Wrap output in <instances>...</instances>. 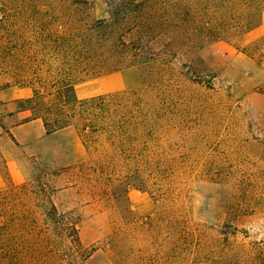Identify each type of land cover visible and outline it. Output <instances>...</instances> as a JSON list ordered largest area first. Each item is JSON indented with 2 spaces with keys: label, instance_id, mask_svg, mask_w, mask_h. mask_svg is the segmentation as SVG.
Returning <instances> with one entry per match:
<instances>
[{
  "label": "rangeland",
  "instance_id": "374dc122",
  "mask_svg": "<svg viewBox=\"0 0 264 264\" xmlns=\"http://www.w3.org/2000/svg\"><path fill=\"white\" fill-rule=\"evenodd\" d=\"M79 2L0 0V89L8 82L14 85L16 76H33L15 74L17 62L32 59L26 51L14 54L8 48L13 42L20 46L24 36L35 39L42 20H50V32L67 33L109 16L106 0ZM171 37L164 33L152 40L157 60L147 66L82 73L75 84L79 99L133 91L142 100L139 113L150 115L147 153L156 164L120 179L135 185L123 202H115L123 197L117 194L122 190H110L106 178L100 184L84 176L91 154L72 125L33 144L9 143L14 150H5L13 157L12 173L0 150V190L18 191L41 172L42 180L56 189L53 200L59 212L77 230L73 239L28 238L17 264H115L108 243L113 228L124 225L126 209L134 217L157 210L161 203L154 192L162 185L176 196L162 209L185 217L213 246L216 241L232 246L244 264H264V10L258 25L201 47L171 42ZM42 60L58 63L51 56ZM133 106L125 101L128 111ZM141 174L145 182L137 178ZM183 264L211 262L189 258Z\"/></svg>",
  "mask_w": 264,
  "mask_h": 264
},
{
  "label": "trees",
  "instance_id": "16d2710c",
  "mask_svg": "<svg viewBox=\"0 0 264 264\" xmlns=\"http://www.w3.org/2000/svg\"><path fill=\"white\" fill-rule=\"evenodd\" d=\"M106 5L108 17L67 33L50 32V20L45 18L42 27L36 28L35 39L24 36L20 46L13 42L8 50L14 54L26 51L32 59L29 64L21 61L13 66L16 75L18 71L33 74L30 78L16 76L12 82L31 89V95L17 106L29 112L25 120L40 119L46 135L74 126L91 154V165L81 166L86 179L101 184L106 178L104 184L115 193L122 190L117 194L123 196L135 185L125 184L122 177L140 174L156 164L147 153L151 150L150 115L139 113L142 100L133 91L79 99L75 92L78 76L149 65L157 60L151 42L159 34H171V42L201 47L251 29L260 22L264 0H106ZM47 56L58 63L42 60ZM43 71L49 76L41 77ZM8 86L10 82L4 87ZM128 99L134 103L129 111L124 107ZM40 173L18 191L0 190V264L21 263L28 238L77 237L75 225L53 200L56 189ZM137 178L146 181L143 174ZM162 187L154 193L163 206L176 196L167 186ZM123 201L124 196L115 202ZM161 205L140 217L125 210L124 225L114 227L108 238L115 264H183L189 258L211 264H244L241 253L232 246H219L217 241L213 246L185 217Z\"/></svg>",
  "mask_w": 264,
  "mask_h": 264
},
{
  "label": "crops",
  "instance_id": "0c3cea01",
  "mask_svg": "<svg viewBox=\"0 0 264 264\" xmlns=\"http://www.w3.org/2000/svg\"><path fill=\"white\" fill-rule=\"evenodd\" d=\"M30 95L31 89L26 86L11 85L0 89V150L5 159L4 163L11 173L13 172L11 171L14 163L12 162L13 157L5 148L14 149L9 143L15 147H21L56 134L54 132L46 135L40 119L25 120L29 116V112L20 110L17 107L18 101L28 98Z\"/></svg>",
  "mask_w": 264,
  "mask_h": 264
}]
</instances>
